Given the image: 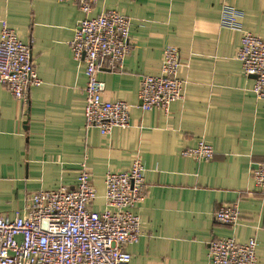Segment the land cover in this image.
Listing matches in <instances>:
<instances>
[{"label":"crops","instance_id":"1","mask_svg":"<svg viewBox=\"0 0 264 264\" xmlns=\"http://www.w3.org/2000/svg\"><path fill=\"white\" fill-rule=\"evenodd\" d=\"M230 4L242 29L264 40V0ZM221 9L222 0H98L92 16L113 10L132 23L122 69L97 73L103 100L130 105V128L105 136L85 128L84 66L69 46L83 17L76 3L0 0V30L5 21L30 46L42 81L26 104L0 85V215L12 218L38 191L74 187L83 163L97 193L92 210L101 212L106 173L127 171L139 157L145 197L133 209L141 236L126 249L130 264H209L208 244L219 237L254 238L257 264H264V194L250 175L264 163V100L242 75L240 34L220 26ZM167 46L181 57L184 99L168 114L143 112L140 81L159 74ZM201 140L212 147L211 160L181 155ZM228 205L239 211L234 226L214 220Z\"/></svg>","mask_w":264,"mask_h":264},{"label":"built area","instance_id":"2","mask_svg":"<svg viewBox=\"0 0 264 264\" xmlns=\"http://www.w3.org/2000/svg\"><path fill=\"white\" fill-rule=\"evenodd\" d=\"M75 2L82 18L69 43L73 59L82 62L86 77L84 122L86 129L109 135L114 129L130 128L127 103L103 100L105 84L98 80L101 67L117 72L130 54L131 19L116 11L92 16L98 0ZM242 14L222 0L220 26L240 34L235 59L245 78L254 77L250 88L255 99L264 100V40L241 27ZM182 66L176 47L162 51L160 72L140 81L139 108L169 113L171 104L184 99L186 81L179 77ZM31 59V49L5 21L0 30V85L18 101L27 103L28 91L41 86ZM181 155L196 162L214 156L211 146L199 141ZM144 165L136 157L127 171L107 172L104 178V209L92 210L97 199L91 175L83 163L74 187L38 191L12 218L0 215V264H130L127 252L141 236V220L133 212L145 197ZM258 192L264 194V163L250 169ZM239 219L236 205L219 207L214 220L234 226ZM257 242L238 243L232 237L213 238L208 244L209 264H257Z\"/></svg>","mask_w":264,"mask_h":264},{"label":"water","instance_id":"3","mask_svg":"<svg viewBox=\"0 0 264 264\" xmlns=\"http://www.w3.org/2000/svg\"><path fill=\"white\" fill-rule=\"evenodd\" d=\"M252 78H254V77H252Z\"/></svg>","mask_w":264,"mask_h":264}]
</instances>
